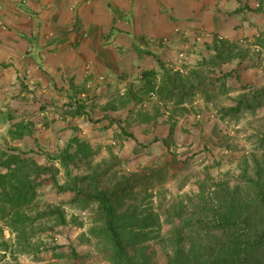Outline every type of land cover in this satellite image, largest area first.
Returning <instances> with one entry per match:
<instances>
[{"label": "rangeland", "instance_id": "rangeland-1", "mask_svg": "<svg viewBox=\"0 0 264 264\" xmlns=\"http://www.w3.org/2000/svg\"><path fill=\"white\" fill-rule=\"evenodd\" d=\"M253 1L257 13L239 25L250 28L249 33L236 39L206 31L147 37L144 44L156 47L151 46L145 67L137 65L131 76H120L122 81L103 75L102 82L90 83L79 98L52 104L49 116L41 114L43 109L36 115L32 110L16 114L12 101L5 99L0 110V154L17 148L41 164L52 163L59 167L57 178L63 184L67 175L56 157L68 146L75 151L76 143L70 146L74 137L88 142L93 147L88 158L69 164L73 174L88 172L86 159L92 167L99 164L105 187L115 188L118 195L128 187L127 193L132 192L125 205L153 208L165 235L171 221H179L168 218L170 204L176 211L181 206L190 217L200 200V185L208 182L210 193L218 181L241 183L243 175L255 176V160L263 157L264 103L250 108L243 102L239 112L229 111L242 93L251 102L253 92L264 87V44L257 42L264 36V0ZM222 39L237 44V53L213 64L214 42ZM20 122L28 133L14 139L10 129ZM47 175L38 187L39 201L60 205L66 223L53 225L49 215L34 221L32 240L39 249L20 252L15 234L0 219V264H109L90 230L98 223L94 202L84 207L72 191L58 190ZM4 241L9 245L6 250ZM160 243L153 238L146 241L156 264H165L167 252Z\"/></svg>", "mask_w": 264, "mask_h": 264}, {"label": "trees", "instance_id": "trees-1", "mask_svg": "<svg viewBox=\"0 0 264 264\" xmlns=\"http://www.w3.org/2000/svg\"><path fill=\"white\" fill-rule=\"evenodd\" d=\"M257 42L264 44V36ZM214 47L213 64L231 59L238 49L237 44L223 39L215 40ZM251 98L250 102L247 93H242L229 111L239 112L243 102L250 108L256 103L263 104L264 87L255 90ZM27 131L28 127L20 122L10 129V135L21 139ZM73 143H76L75 151L71 152L68 146L56 157L67 175L63 184L57 178L59 167L52 163L41 164L17 148L11 153L1 152L0 219L15 234L18 251L39 249L40 245L32 240L34 221L49 215L53 217V225L66 223L60 205H41L39 201L38 187L42 176L48 174L58 190L72 191L75 201L84 207L94 202L92 211L98 223L90 230L106 251L109 264H156L146 244L151 238L163 244L167 252L165 264H264V154L262 159L255 160V176L245 174L241 183L218 181L210 193L208 182L200 185L197 193L200 200L193 206L190 217L182 213L181 206L176 211L174 204H170L166 211L168 218L179 221H171L172 226L163 235L162 222L153 208L144 209L133 202L125 205L132 192L127 193L128 187H124L122 195L115 188L109 191L105 187L99 179V164L92 167L86 159L88 172L73 174L69 164L78 165L82 156L88 158L93 148L77 137L70 146ZM2 248H9L7 241L2 243Z\"/></svg>", "mask_w": 264, "mask_h": 264}, {"label": "crops", "instance_id": "crops-1", "mask_svg": "<svg viewBox=\"0 0 264 264\" xmlns=\"http://www.w3.org/2000/svg\"><path fill=\"white\" fill-rule=\"evenodd\" d=\"M256 8L253 0H2L0 110L10 99L16 114L49 116L52 104L79 98L103 75L122 81L145 67L154 46L147 37L236 39L250 32L239 25Z\"/></svg>", "mask_w": 264, "mask_h": 264}, {"label": "built area", "instance_id": "built-area-1", "mask_svg": "<svg viewBox=\"0 0 264 264\" xmlns=\"http://www.w3.org/2000/svg\"><path fill=\"white\" fill-rule=\"evenodd\" d=\"M2 10V0H0V11Z\"/></svg>", "mask_w": 264, "mask_h": 264}]
</instances>
